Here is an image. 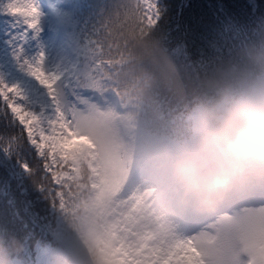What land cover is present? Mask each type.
I'll use <instances>...</instances> for the list:
<instances>
[{"label":"rangeland","instance_id":"374dc122","mask_svg":"<svg viewBox=\"0 0 264 264\" xmlns=\"http://www.w3.org/2000/svg\"><path fill=\"white\" fill-rule=\"evenodd\" d=\"M36 3L40 32L25 39L21 46L23 57L32 59L43 52L46 70L62 74L60 83L73 73L81 80L75 95H67L73 108L68 116L73 132L60 141L53 159L66 166L61 174L65 178L74 176L85 159L94 161L95 192L78 216L74 233L66 236L62 249L54 251L47 264H81L80 255L91 250L96 251L97 264H197L193 248L198 250L202 264H264V181L243 189L241 202L235 201V193L229 194L210 213L185 203L168 163L181 152L164 149L161 155L154 151L146 154L141 143L133 147L123 143L114 120L121 107L119 98L111 93L103 102L98 96V92L105 95L103 91L112 88L113 82L101 85L104 76L76 73L69 31L81 30L87 14L76 12V0H72L71 7L65 6V0ZM114 8L110 0L102 5L108 14ZM70 14L74 20L71 24L67 20ZM91 33L84 34L83 39ZM122 45L120 39L117 54L111 51L102 57L120 69L117 74L136 60L121 65L120 59L125 58ZM18 54L11 23L0 17V79L19 85L29 100L46 99L19 68ZM134 78L131 77L132 82ZM131 119L138 121V112ZM194 128L196 132L185 142L186 146H191L197 134ZM144 146L152 150L155 147L152 143ZM140 158L142 162L128 170L130 163ZM140 171L142 174L137 177Z\"/></svg>","mask_w":264,"mask_h":264},{"label":"trees","instance_id":"16d2710c","mask_svg":"<svg viewBox=\"0 0 264 264\" xmlns=\"http://www.w3.org/2000/svg\"><path fill=\"white\" fill-rule=\"evenodd\" d=\"M91 0H76L77 13L84 15L83 28L70 30L69 37L79 57V45L84 42L83 35L104 22L109 15L102 9L106 0L90 3ZM135 3V0H110L115 7L117 3ZM167 6L159 28L163 33L171 32L174 40L186 42L190 50L203 49L212 52V44L220 40V32L226 17H231L239 25L248 30L247 35L235 40L230 51L223 56L213 57L204 66L189 69L178 65L166 50L158 33L152 29L138 26L131 22L123 24L121 30L123 40L120 59L121 65L130 59L134 62L125 65L124 71L117 74L113 63H103L98 76H104L103 82H113L124 106V118L131 126V116L138 112L139 120L133 121L146 137L144 143H152L159 139L162 143L169 141L183 142L190 136V131L176 133L178 127L191 128L190 117L193 97L200 86L208 79H235L250 66V57L264 52V29L256 28L264 19V0H160ZM84 27H87L84 30ZM179 29V30H178ZM187 30V31H185ZM103 40L105 37H94ZM117 47L112 49L117 54ZM80 73L85 72L84 61L80 59ZM106 60V59H103ZM131 77H135L133 82ZM138 105H142V108ZM149 130H143L142 127ZM164 132L157 131L159 126ZM172 127V128H171ZM136 128V127H135ZM128 135H126L127 137ZM20 137V148L10 158L0 153V213H3V201L7 198L19 204L20 197L27 194L31 200L41 202L42 211L36 238L23 230L7 231L0 228V261L4 264H47L52 253L59 249L58 231L70 225L71 196H76L77 207L91 200L94 194L93 182L90 178V166L86 161L78 165L72 181L59 180V173L65 169L60 163H53L49 157L50 172L43 179L42 171L28 175L20 167L19 162L26 161L30 169L38 167L34 154L28 151L26 133L19 126L10 123V113L6 105L0 101V141L7 146L9 138ZM129 145L136 143V137H128ZM156 146L161 144L158 142ZM15 166L18 176H13L9 169ZM39 168H43L40 164ZM44 184L48 191L41 193ZM4 222L0 215V224ZM49 259V260H48Z\"/></svg>","mask_w":264,"mask_h":264},{"label":"snow or ice","instance_id":"6c2138e0","mask_svg":"<svg viewBox=\"0 0 264 264\" xmlns=\"http://www.w3.org/2000/svg\"><path fill=\"white\" fill-rule=\"evenodd\" d=\"M65 6L71 7L72 0H65ZM167 12V6L160 0H135V3H117L112 13L104 22L92 30V33L79 45V57L84 61L85 75L95 76L100 73L103 63H111L110 60H102L118 46L119 38L123 35L121 26L129 22L141 27H147L159 34L166 50L177 62L189 69L204 66L206 61L213 57H221L226 51H230V45L241 37L247 35L248 30L241 27L231 17H226L220 32V40L212 44V52L209 54L203 49L190 50L186 42L174 40L171 32L163 33L159 28L162 16ZM0 17L7 18L11 23V37L17 41L16 57L19 68L24 72L34 86L41 90L44 98L34 97L29 100L25 90L17 84L9 85L0 79V101L6 105L10 113V123L19 126L22 133H26L28 151L34 154L38 167L30 169L26 161L19 162L21 168L28 175H34L35 171L43 172V179H47L50 172L49 156L59 151V143L72 134L68 116L73 108L67 100V95H75V89L80 86L79 75L74 73L64 77L60 83L62 74L46 70L43 52L38 56L28 59L23 57L22 45L25 39L32 34H38L40 11L36 0H0ZM68 23H74L73 14L67 17ZM256 28L264 29V19ZM179 30V29H178ZM187 31V30H185ZM104 36L103 40L94 37ZM68 89V92L65 91ZM20 137L9 138L7 146L0 141V153L10 158L18 151ZM62 154V153H61ZM42 164L43 168H39ZM13 176H18L15 166L9 169ZM47 187L42 183L40 192H47ZM4 222L0 228L7 231L23 230L36 238V230L40 223L42 211L39 200H31L27 194L20 197L19 204L7 198L3 201ZM197 264L199 260L198 250Z\"/></svg>","mask_w":264,"mask_h":264},{"label":"clouds","instance_id":"9594fccd","mask_svg":"<svg viewBox=\"0 0 264 264\" xmlns=\"http://www.w3.org/2000/svg\"><path fill=\"white\" fill-rule=\"evenodd\" d=\"M191 111L197 134L168 163L185 203L210 213L229 194L264 181V52L235 79L206 80Z\"/></svg>","mask_w":264,"mask_h":264}]
</instances>
